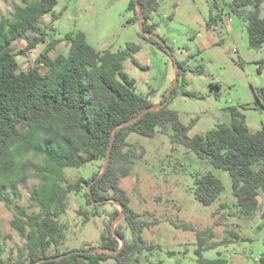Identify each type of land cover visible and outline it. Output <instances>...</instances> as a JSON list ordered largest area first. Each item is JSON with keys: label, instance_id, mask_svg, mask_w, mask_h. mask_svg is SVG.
Wrapping results in <instances>:
<instances>
[{"label": "trees", "instance_id": "trees-1", "mask_svg": "<svg viewBox=\"0 0 264 264\" xmlns=\"http://www.w3.org/2000/svg\"><path fill=\"white\" fill-rule=\"evenodd\" d=\"M57 0H23L14 7L10 17L0 19V187L16 193L19 184L35 172L40 183L31 192L30 200L36 209L14 205L2 196L7 208L15 213L11 226L25 240L23 252L13 262L0 256V264H141L146 251L155 249L143 238L145 229L154 222L142 220L131 208L130 197L121 187L137 158L136 145L129 143L131 134L153 138L157 130L164 134L172 131L174 146H184L217 170L228 172L232 179L236 208L244 217H254L261 208L259 197L264 198V129L251 131L242 111L246 105L229 107V124H220L204 135L190 136L195 125L182 123L179 114L171 110L169 102L180 92V78L186 71V62H176L178 79L160 107L136 90V81L124 69V62L132 58L134 66L143 68L133 58L140 51L134 43L118 51H99L87 40L84 32L68 34L65 41L68 53L50 57L48 49L28 71H20L14 42L35 36L19 54L26 55L45 42L49 29H42L41 20L53 12ZM264 0H232L231 12L246 23L249 47L260 50L264 46ZM140 10L142 37L163 50V40L147 36L154 34L151 18L160 8L157 0H131L129 11L137 16ZM54 20L58 16H54ZM216 20L207 23L208 29ZM42 67L47 68L45 73ZM185 83H183L184 85ZM190 98H199L192 92H183ZM264 109V88L256 93ZM102 161L106 169L92 178L69 182L65 170L80 169L87 164ZM86 187L87 202L99 207L117 204L109 213L106 232L101 237L100 250L74 251L62 254L59 247L66 239L59 219L66 213L71 193H81ZM225 187L212 173L195 179L198 201L210 206L218 200ZM264 219V200H263ZM86 221L90 219L87 213ZM123 215V222L112 230L113 222ZM186 230L192 226L182 225ZM129 230L131 239L126 235ZM197 264H228L223 258L209 260L204 252L215 249L208 240L212 229L196 233ZM121 242L123 244H121ZM54 249V253L51 250ZM69 253H73L67 255ZM61 255H66L54 260ZM264 264V254L258 260Z\"/></svg>", "mask_w": 264, "mask_h": 264}, {"label": "rangeland", "instance_id": "rangeland-1", "mask_svg": "<svg viewBox=\"0 0 264 264\" xmlns=\"http://www.w3.org/2000/svg\"><path fill=\"white\" fill-rule=\"evenodd\" d=\"M160 8L152 15L156 39L164 41L163 50L142 37L140 10L137 16L129 11L131 0H57L53 12L41 20L47 29L45 42L35 50L21 55L29 39L14 42L12 51L17 54L20 71H28L37 64L39 57L54 43L50 57L68 53L64 40L68 34L84 32L88 42L97 50L118 51L128 43L140 47L137 54L141 69L133 65L132 58L124 62L126 73L136 81V90L160 107L167 102L176 82V62H186V71L180 78V92L169 102L183 124L196 121L190 136L204 135L220 124H229V107L246 105L242 111L246 124L253 132L264 129V109L256 93L264 88V46L260 50L249 47L246 23L230 10L232 0H157ZM23 0H0V19L10 17L14 7ZM54 16H58L54 20ZM216 20L210 36L216 41L213 47L203 49L200 42L206 39L207 23ZM228 18L232 23L228 25ZM264 19V5L262 11ZM140 24V25H139ZM148 60L150 64L147 65ZM45 73L47 68L42 67ZM183 83H185L183 85ZM176 85V84H175ZM183 92H192L199 98H190ZM172 131L164 134L157 130L153 138L131 134L128 141L136 145L137 158L132 173L121 180L122 189L130 197L131 208L142 220L154 222L145 229L143 238L155 249L146 251L141 264H197L198 248L196 233L212 229L213 238L208 245L217 247L204 252V258H223L228 264H258L264 254L263 196L259 197L260 210L252 217L240 215L233 195L232 179L228 172L217 170L200 160L184 146H174L170 141ZM104 162L96 161L80 169L68 168L65 174L69 182L88 180L102 171ZM212 173L220 179L225 190L210 206L201 204L195 191V179ZM40 183L35 172L19 184L16 193L1 188L3 197L14 205L36 211L30 200L31 192ZM86 187L81 193H71L67 210L59 219L66 235L59 247L62 254L88 249L100 250L101 237L106 232L109 213L117 204L101 205L99 215L93 216L95 208L87 202ZM90 219L86 221V215ZM15 213L0 202V256L6 262L17 260L23 252L25 240L11 226ZM123 222V215L113 222L112 230ZM189 225L194 230H186ZM126 235L131 239L129 230ZM121 244H123L121 242ZM54 253V249L51 250ZM105 264H115L109 261Z\"/></svg>", "mask_w": 264, "mask_h": 264}, {"label": "crops", "instance_id": "crops-1", "mask_svg": "<svg viewBox=\"0 0 264 264\" xmlns=\"http://www.w3.org/2000/svg\"><path fill=\"white\" fill-rule=\"evenodd\" d=\"M154 15V14H153ZM152 24V23H151ZM214 27H215V25H214ZM243 28H245V30H246V25L243 27ZM212 29V28H211ZM214 29V28H213ZM206 34H208V36L209 37H207V39H206V42H205V39H203V42H200V46H201V48H203V49H207V47H213L214 45H216V41H215V39L213 38V37H211L210 36V29H208V27H206ZM153 35V38H155L156 36L154 35V34H152ZM155 36V37H154ZM100 51V50H99ZM106 51V50H105ZM137 54L138 53H136L135 55H133V58L134 59H136V61L139 63V61H138V58H137ZM143 68H149V67H147L146 65H143ZM176 69H177V66H176ZM161 106V105H160ZM157 107V106H156ZM263 200H264V198H263Z\"/></svg>", "mask_w": 264, "mask_h": 264}, {"label": "water", "instance_id": "water-1", "mask_svg": "<svg viewBox=\"0 0 264 264\" xmlns=\"http://www.w3.org/2000/svg\"><path fill=\"white\" fill-rule=\"evenodd\" d=\"M139 25H140V24H139ZM140 27H141V26H140ZM146 35H147V36H151V37H153L152 34H146ZM154 37H155V36H154ZM155 38H157V37H155ZM162 45H164V43H162ZM177 79H178V74L176 75V82H177ZM176 82L173 84L172 89L174 88ZM172 89H171V91H172ZM171 91H170V93H169L168 96H170ZM156 108H157V107H156ZM105 169H106V164H105V166L103 167V172H102V174L104 173ZM93 252H96V251H93ZM70 254H73V253H69V254H67V255H70ZM64 256H66V255H61V256H59V257H57V258H53V259H54V260H57V259H60V258H62V257H64Z\"/></svg>", "mask_w": 264, "mask_h": 264}, {"label": "built area", "instance_id": "built-area-1", "mask_svg": "<svg viewBox=\"0 0 264 264\" xmlns=\"http://www.w3.org/2000/svg\"><path fill=\"white\" fill-rule=\"evenodd\" d=\"M228 25H230L231 23H232V19L231 18H228V20H227V22H226ZM214 27H212V29H213ZM150 64V60H148V63H147V65H149Z\"/></svg>", "mask_w": 264, "mask_h": 264}]
</instances>
